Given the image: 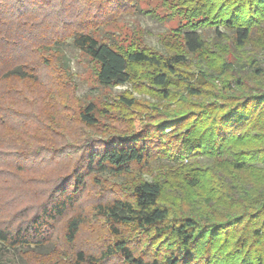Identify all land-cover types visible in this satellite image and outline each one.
Listing matches in <instances>:
<instances>
[{"label": "trees", "instance_id": "1", "mask_svg": "<svg viewBox=\"0 0 264 264\" xmlns=\"http://www.w3.org/2000/svg\"><path fill=\"white\" fill-rule=\"evenodd\" d=\"M139 1L0 0V250L12 252L10 264H16L15 256L19 264H195L192 251L202 227L193 218L178 223L170 219L160 204L158 182L139 183L121 194L107 189L102 179L127 176L156 158L178 164L198 156L227 157L236 170L264 164V141L247 136H264L255 125L264 114V90L243 93L233 106L203 104L190 116L159 125L147 123L122 137L86 140L77 146L58 143L74 118L61 104L71 83L57 46L68 39L73 49L97 64L96 81L101 87L128 84L131 65L156 69L151 82L159 89L165 90L170 78L178 79L175 69L187 63L184 55L146 49L121 52L93 35L117 16L135 10ZM177 1L191 6L189 17H199L179 30L184 50L191 55L203 49L201 26H213L216 35L223 26L242 46L250 36L243 12L251 17L260 9L264 20V0L231 8V1H219L220 5L213 0L209 5L202 0ZM253 72L261 75L259 69ZM234 83L236 89L242 87L241 80ZM223 89L234 87L223 82ZM188 93L199 96L193 87ZM121 100L134 107V100ZM94 112L88 104L76 117L95 128ZM203 127L209 129L206 139L200 133ZM191 133L196 136L191 138ZM244 143L247 150H237ZM92 223L101 224L102 232ZM131 230L134 235L149 233L159 243L170 234L176 244L153 248L150 239L143 249L137 236L129 237Z\"/></svg>", "mask_w": 264, "mask_h": 264}, {"label": "rangeland", "instance_id": "2", "mask_svg": "<svg viewBox=\"0 0 264 264\" xmlns=\"http://www.w3.org/2000/svg\"><path fill=\"white\" fill-rule=\"evenodd\" d=\"M219 1H224L222 4L231 1V8L250 0L212 2L220 5ZM254 2L256 0L253 5ZM200 3L209 5L211 0ZM188 5L180 6L177 0H140L135 10L117 16L93 34L97 40L109 42L121 52L146 49L166 56L184 55L187 63L178 65L175 75L187 83L176 77L170 78L165 90L152 85V76L157 70L143 65L129 67L131 81L128 84L101 87L96 81L97 64L73 49L70 39L57 46L68 67L67 76L72 85L68 86L61 104L74 116L58 139L60 145L77 146L86 140L96 142L122 137L147 123L159 125L185 114V117L190 116V112H195L196 107L203 104L233 106L232 103H236L243 93L263 92L264 20L261 10L253 7L254 18L243 12V24L250 30L244 45L237 46L233 33L223 26H219L218 36L213 26H201L203 49L191 55L185 52L179 31L184 24L199 18L189 17L193 9ZM226 10L224 8V12ZM254 69L261 70V75H256ZM236 79L241 80L240 89L235 88ZM223 82L231 84L233 91L224 90ZM190 87L198 91L199 96L191 97L188 93ZM231 95V98L227 97ZM121 98L134 100V107H128ZM88 104L95 108V128L84 126L76 117L78 110ZM255 125L258 132L264 130V114L256 118ZM179 131L184 134L186 129L181 126ZM207 131L209 129L204 131V127L200 129L205 139ZM194 136L195 133L190 134L191 138ZM247 136L252 141H264L262 133ZM246 144H240L237 150H247ZM242 153L250 155L246 151ZM230 160L227 157L198 156L177 164L170 159L156 158L146 168L133 169L131 174L120 178H104L101 182L107 189L121 194L128 193L139 183L158 182L162 187L160 204L168 210L170 219L177 222L193 218L202 227L198 229L201 235L192 251L195 264H264V164L257 162L258 165L236 170ZM92 224L102 232L103 229H99L101 224ZM255 231L260 235L256 236ZM127 233L131 234L129 237L137 236L143 249L148 240L153 239L149 233L135 232L134 235L132 230ZM165 238L166 241L160 240V243L153 239L150 244L153 248L176 244L170 234ZM12 256L10 250H0L1 264H10ZM14 261L16 264L20 262L17 256Z\"/></svg>", "mask_w": 264, "mask_h": 264}]
</instances>
